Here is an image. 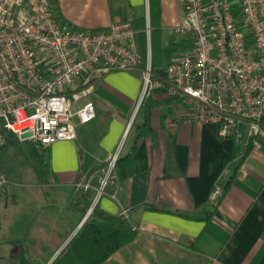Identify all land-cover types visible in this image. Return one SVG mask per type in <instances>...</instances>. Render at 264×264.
Masks as SVG:
<instances>
[{"label": "crops", "instance_id": "1", "mask_svg": "<svg viewBox=\"0 0 264 264\" xmlns=\"http://www.w3.org/2000/svg\"><path fill=\"white\" fill-rule=\"evenodd\" d=\"M159 1V11L153 17L163 47L189 44L187 38L172 31L183 16L181 1ZM54 11L60 21L80 29H106L117 19H131L143 56L138 22L144 20L145 30L149 27L151 31V43V0H56ZM169 33L174 39L172 46L165 41ZM181 52L176 49L162 65L167 68ZM86 78L76 84L82 86ZM91 85L89 99L77 108L75 102L73 108L77 111L91 101L96 118L81 122L76 116L74 140L49 147L39 143L50 152L48 175L28 176L19 183L21 195H9L4 187L7 180L0 176L5 180L0 192L4 191L7 200L12 198L6 201L0 232L3 223L6 230L16 224L15 208L22 202L29 231L42 233L30 246L24 241H0V258L18 264L19 255L26 250L33 264L31 257L42 252L39 240L46 238V229L30 224L34 216L47 223L45 218L55 205L45 192L53 189L62 201L57 206L58 216L65 215L67 208H80L82 213L70 236L58 241L47 264L92 219L123 220L136 231L131 242L101 264H264V134L256 143L246 124L239 126V135L222 137L215 123L190 122L167 86L155 88L142 99V67L94 72ZM4 129L1 123L0 147L5 146ZM118 151L114 183L97 198L103 170ZM216 187L223 190L217 203L211 200ZM176 210L187 216L176 214ZM55 222L54 227L59 221Z\"/></svg>", "mask_w": 264, "mask_h": 264}, {"label": "built area", "instance_id": "2", "mask_svg": "<svg viewBox=\"0 0 264 264\" xmlns=\"http://www.w3.org/2000/svg\"><path fill=\"white\" fill-rule=\"evenodd\" d=\"M55 1L0 0V121L5 128L19 136L31 132L29 138L45 147L74 140L75 117L89 122L97 116L91 101L73 108L91 93L92 73L142 67V99L167 86L190 122L215 123L222 137L239 135V126L246 124L256 143L264 134V0H180L183 16L172 31L187 38L190 47L162 76L153 68L149 27L144 57L131 19H117L106 29L75 28L57 18ZM119 154L103 170L97 198L114 183ZM222 195L216 187L212 202Z\"/></svg>", "mask_w": 264, "mask_h": 264}, {"label": "rangeland", "instance_id": "3", "mask_svg": "<svg viewBox=\"0 0 264 264\" xmlns=\"http://www.w3.org/2000/svg\"><path fill=\"white\" fill-rule=\"evenodd\" d=\"M173 40L174 39L170 33L165 36V41L168 45L172 46ZM189 47L190 46L185 42L179 43L177 45V49L179 51H185ZM88 99L89 98L86 96L78 103L76 102L75 108ZM1 123L2 121H0V124ZM2 135L5 140V146L0 147V176H4L7 180V183L4 185V187L8 190L9 195L12 193L21 195L23 187L19 183L24 182L28 176L43 177L48 175V165L46 164L50 161V152L44 150L43 146L34 139H23L10 129L5 128L2 131ZM45 194L48 196L47 198L50 200V202L55 205V207L51 208V215H48L45 218L46 221L48 220L47 223H43L45 220L41 218V216H34V222L30 224L32 227L34 226L35 229L41 228L42 226H44L46 229V238L39 240L40 244L42 245V252L31 257L33 264H47L51 256L56 252L58 244H60L58 241L65 240L68 236H70L73 228L75 227V221L82 213L80 208H67L65 210V215L63 214L58 216L56 213H58L60 208L57 206H61L62 201L58 198L57 193L53 191V189H51V191H46ZM8 200H12V198L10 197ZM8 200L5 198L4 191L2 190L0 192V207L2 209L0 213L1 225L4 221L3 214L7 213V210H4V207L6 201ZM22 206L23 205L21 202L20 206L15 208L18 217V221L15 225L6 230V225L3 223L4 231L0 232V241H24L29 243L30 246L36 240L37 234H42L41 232L29 231V225L27 222H25V220L28 218L26 215H22ZM29 219H32V217L30 216ZM52 219L53 222L54 220L56 222L59 221L58 224L55 222V224H57L55 227L53 226L54 223L51 222ZM0 264L13 263H9L7 258L3 257L0 258Z\"/></svg>", "mask_w": 264, "mask_h": 264}, {"label": "trees", "instance_id": "4", "mask_svg": "<svg viewBox=\"0 0 264 264\" xmlns=\"http://www.w3.org/2000/svg\"><path fill=\"white\" fill-rule=\"evenodd\" d=\"M159 4V0H151L152 26L154 28L151 35V47L153 68L158 76H162V69L166 68L162 65L163 59H171L177 48L165 49L163 47L160 38L161 30L155 25L153 17L159 11ZM138 27L141 29L139 36L145 56L148 50V35L145 30V21L140 20ZM175 213L187 216L178 210ZM135 235L136 231L123 220L119 223L95 219L89 220L52 264H101L119 248L131 242ZM18 264H32L26 250H23L19 255Z\"/></svg>", "mask_w": 264, "mask_h": 264}, {"label": "water", "instance_id": "5", "mask_svg": "<svg viewBox=\"0 0 264 264\" xmlns=\"http://www.w3.org/2000/svg\"><path fill=\"white\" fill-rule=\"evenodd\" d=\"M31 135H32L31 132H25V133H23V134L21 135V137H22L23 139H27V138H29ZM60 252H61V250L58 252L57 256L59 255ZM57 256H56V257H57ZM56 257L53 258V260L51 261V263L55 260ZM51 263H50V264H51Z\"/></svg>", "mask_w": 264, "mask_h": 264}]
</instances>
